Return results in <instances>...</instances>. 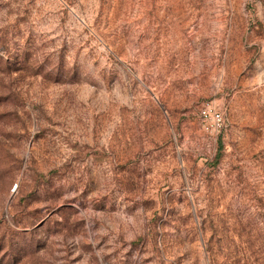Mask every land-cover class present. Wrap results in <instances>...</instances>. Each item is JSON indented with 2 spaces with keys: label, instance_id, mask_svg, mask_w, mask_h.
Instances as JSON below:
<instances>
[{
  "label": "rangeland",
  "instance_id": "obj_1",
  "mask_svg": "<svg viewBox=\"0 0 264 264\" xmlns=\"http://www.w3.org/2000/svg\"><path fill=\"white\" fill-rule=\"evenodd\" d=\"M0 264H264V0H0Z\"/></svg>",
  "mask_w": 264,
  "mask_h": 264
},
{
  "label": "built area",
  "instance_id": "obj_2",
  "mask_svg": "<svg viewBox=\"0 0 264 264\" xmlns=\"http://www.w3.org/2000/svg\"><path fill=\"white\" fill-rule=\"evenodd\" d=\"M199 108L201 128L206 132H219L225 127L223 112L212 101H206Z\"/></svg>",
  "mask_w": 264,
  "mask_h": 264
}]
</instances>
